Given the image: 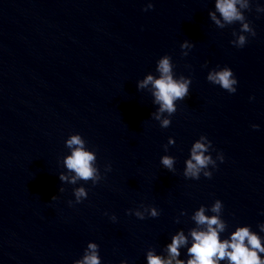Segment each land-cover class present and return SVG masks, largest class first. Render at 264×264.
Returning a JSON list of instances; mask_svg holds the SVG:
<instances>
[{
	"label": "water",
	"instance_id": "obj_1",
	"mask_svg": "<svg viewBox=\"0 0 264 264\" xmlns=\"http://www.w3.org/2000/svg\"><path fill=\"white\" fill-rule=\"evenodd\" d=\"M147 3L152 9L141 11ZM247 3L241 11L256 35L238 49L229 43L238 22L220 28L207 17L214 0H0V264H72L89 241L99 245L101 264H144L147 249L159 253L176 230L187 234L199 206L213 215L214 199L227 231L244 224L258 231L264 0ZM186 39L194 46L182 56ZM164 54L174 77L191 84L176 112L158 120L151 86L137 82L158 75L155 61ZM218 65L231 68L235 93L206 81ZM76 133L96 154L95 184L58 179L73 175L63 164L64 141ZM201 135L212 144L204 154L215 160L221 152L224 160L210 179L202 169L193 180L185 161ZM164 155L174 158L171 171L159 163ZM81 186L87 198L78 204L73 191ZM142 206L159 216L125 215Z\"/></svg>",
	"mask_w": 264,
	"mask_h": 264
},
{
	"label": "clouds",
	"instance_id": "obj_2",
	"mask_svg": "<svg viewBox=\"0 0 264 264\" xmlns=\"http://www.w3.org/2000/svg\"><path fill=\"white\" fill-rule=\"evenodd\" d=\"M152 3H147L141 11L151 10ZM248 7L247 0H214L213 9L207 12V17L217 27L223 28L225 25L238 22L239 28L233 33L234 39L229 43L236 48H243L247 43V37L256 35L254 29L247 22L244 12ZM261 11V9H257ZM245 33L248 35L246 36ZM193 43L184 40L180 43L181 55L188 53L185 49H192ZM155 71L157 76L147 74L143 80L137 82V88L151 86L154 105H158L156 119H160V113L172 115L176 112V102L183 101L189 95L191 79L180 75L174 77L171 57L167 54L160 56L155 61ZM206 81L229 94L236 92L238 83L231 68L228 66H217L210 70L205 77ZM253 97H249L252 100ZM150 115H152L150 113ZM171 121L167 118L161 121L162 127H168ZM253 129H258V125L252 124ZM169 144L174 143V139H169ZM65 146L69 149V154L63 159V164L68 172L73 173L67 176L64 173L58 175L61 183L68 181L76 183L77 180L95 184L100 180L98 169L94 166L96 154L85 147V141L79 133L70 135L65 141ZM212 147L211 141L206 136L201 135L192 142L190 148V159L185 161L184 175L186 178L198 180L202 175L210 179L215 171L217 161L223 163L224 157L218 152L216 159L211 153L205 155ZM159 163L163 169L171 171L174 158L168 155L161 156ZM212 165V170H206L208 165ZM106 172L111 171V165L107 164ZM76 203H80L87 198V190L81 186L73 191ZM52 200L56 197L52 196ZM223 209L220 199H214L208 210L213 215L206 216L204 205L199 206L192 214L191 220L194 226L188 229L187 234L182 229L176 230L170 235L169 240L161 247L159 253L155 248H149L144 252V264H264V223L258 225V231H253L247 224L234 226V230L227 231L226 222L219 213ZM131 214L138 220L147 217L156 218L159 211L153 206H142L140 208L129 209L125 215ZM264 215V210L259 212ZM108 215V213H105ZM108 219L113 223L116 221L115 215H108ZM225 233H227L225 235ZM183 250V257L182 252ZM72 264H101L99 255V245L89 241L82 250L79 258L74 259ZM119 264H128L127 260L121 259Z\"/></svg>",
	"mask_w": 264,
	"mask_h": 264
}]
</instances>
